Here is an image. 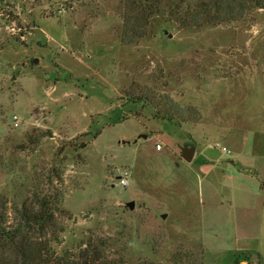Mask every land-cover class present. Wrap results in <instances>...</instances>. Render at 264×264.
<instances>
[{"label": "rangeland", "instance_id": "374dc122", "mask_svg": "<svg viewBox=\"0 0 264 264\" xmlns=\"http://www.w3.org/2000/svg\"><path fill=\"white\" fill-rule=\"evenodd\" d=\"M131 1L0 0L1 224L45 206L29 236L81 263L264 256V9L184 28Z\"/></svg>", "mask_w": 264, "mask_h": 264}, {"label": "trees", "instance_id": "16d2710c", "mask_svg": "<svg viewBox=\"0 0 264 264\" xmlns=\"http://www.w3.org/2000/svg\"><path fill=\"white\" fill-rule=\"evenodd\" d=\"M143 10L158 11L160 6L171 5L177 23L184 28L202 27L204 24H222L240 20L250 13V5L264 9V0H132ZM264 196V182L260 181ZM18 227L7 229L0 222V264H94L95 259L81 263L54 255L47 241L32 240L26 228L40 226L47 229L52 213L41 205L39 211L24 214ZM254 253L257 264H264L263 256L255 251L238 250L230 253L234 264L251 262Z\"/></svg>", "mask_w": 264, "mask_h": 264}, {"label": "water", "instance_id": "95a60500", "mask_svg": "<svg viewBox=\"0 0 264 264\" xmlns=\"http://www.w3.org/2000/svg\"><path fill=\"white\" fill-rule=\"evenodd\" d=\"M36 61V60H35ZM143 137H145V135H143ZM125 141H122V143H124ZM195 152V146L194 144H188L185 143L183 146L180 147V156L181 158H183L186 161H191L193 154ZM124 205L130 210L132 211L134 209L135 206V201L134 200H127L125 201ZM162 218L166 217V213H162L161 214Z\"/></svg>", "mask_w": 264, "mask_h": 264}, {"label": "built area", "instance_id": "2783aa9c", "mask_svg": "<svg viewBox=\"0 0 264 264\" xmlns=\"http://www.w3.org/2000/svg\"><path fill=\"white\" fill-rule=\"evenodd\" d=\"M12 122H13V126L19 125V119L16 114L12 116ZM157 148H160V145H157ZM222 150L229 152V150H227L225 147H222ZM129 175H130L129 172L124 170V172L118 176L120 186L123 187L129 186Z\"/></svg>", "mask_w": 264, "mask_h": 264}, {"label": "crops", "instance_id": "0c3cea01", "mask_svg": "<svg viewBox=\"0 0 264 264\" xmlns=\"http://www.w3.org/2000/svg\"><path fill=\"white\" fill-rule=\"evenodd\" d=\"M195 153H196V149H195V152H194V154H193V157H192V159L194 158V155H195ZM184 160V159H183ZM184 161H186V160H184ZM192 161V160H191ZM191 161H189V162H191ZM186 162H188V161H186ZM262 255V254H261ZM263 256V255H262ZM263 258H264V256H263Z\"/></svg>", "mask_w": 264, "mask_h": 264}, {"label": "flooded vegetation", "instance_id": "af4514ba", "mask_svg": "<svg viewBox=\"0 0 264 264\" xmlns=\"http://www.w3.org/2000/svg\"><path fill=\"white\" fill-rule=\"evenodd\" d=\"M188 144H191V143H188Z\"/></svg>", "mask_w": 264, "mask_h": 264}]
</instances>
